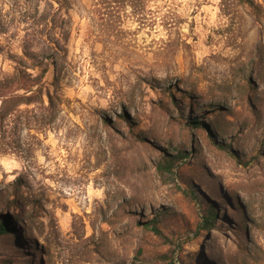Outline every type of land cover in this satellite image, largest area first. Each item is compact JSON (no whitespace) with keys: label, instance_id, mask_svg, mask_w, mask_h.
<instances>
[{"label":"rangeland","instance_id":"rangeland-1","mask_svg":"<svg viewBox=\"0 0 264 264\" xmlns=\"http://www.w3.org/2000/svg\"><path fill=\"white\" fill-rule=\"evenodd\" d=\"M50 1L0 0V72L47 71L0 122V264H264V0H151L125 39Z\"/></svg>","mask_w":264,"mask_h":264},{"label":"trees","instance_id":"trees-1","mask_svg":"<svg viewBox=\"0 0 264 264\" xmlns=\"http://www.w3.org/2000/svg\"><path fill=\"white\" fill-rule=\"evenodd\" d=\"M73 0H51L48 3L52 10L54 11L55 17L49 21L48 15L44 17L43 20L47 21L52 25L54 30H64L68 33L66 15H68L69 10L73 6ZM90 7L92 9V14L96 16L97 22L104 30L108 31L110 38H122L125 39L127 33L122 29L129 24H137L139 29L150 28L154 29L159 25V17L156 15L155 11L149 8V3L151 0H89ZM244 5H253L252 0H241ZM57 5V7H55ZM164 24V28L167 31L172 30V25L166 27V23L163 19H160ZM170 25V24H169ZM169 28V29H168ZM118 35H114L113 33ZM69 34V33H68ZM67 36L54 38V51L53 55H61L65 50L62 45V41H67ZM47 73L46 70L42 72L40 77H33L32 74H28L27 69L17 68L13 74H3L0 72V100L2 101V107L0 109V122L5 121L7 118L13 116L21 106L30 105L33 103L34 96L39 97L41 102L44 103L43 88L39 87L38 81L43 79V76ZM36 88V90H34ZM24 91L23 94L21 92ZM30 94V95H28ZM50 100H52L50 98ZM51 102V101H50ZM126 118L127 115H124ZM123 116V117H124ZM194 126L198 125L197 120H193ZM182 151H179L177 156L165 155L162 160L158 163L157 169L160 175L166 173L173 174L174 170L178 166V161L185 158ZM214 210L212 208L206 209V224L205 227H212V220L215 218ZM6 223H1L0 225V235L9 232L6 226L11 225L8 218H4ZM149 228L148 225H146ZM152 230L157 234H161L160 231L153 227ZM11 231H15L11 228ZM169 264H176L171 262Z\"/></svg>","mask_w":264,"mask_h":264}]
</instances>
